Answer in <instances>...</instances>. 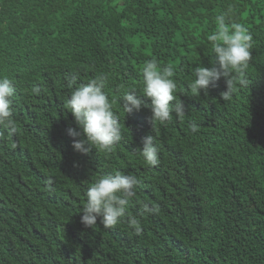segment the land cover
I'll return each instance as SVG.
<instances>
[{
    "label": "trees",
    "instance_id": "trees-1",
    "mask_svg": "<svg viewBox=\"0 0 264 264\" xmlns=\"http://www.w3.org/2000/svg\"><path fill=\"white\" fill-rule=\"evenodd\" d=\"M229 9L253 36L247 84L224 100L221 77L192 96L194 68L214 62V18ZM152 58L174 67L183 119L125 112L129 87L150 103L139 69ZM100 74L123 139L84 154L65 102ZM0 75L15 88L16 129L0 128V264H264V0H0ZM147 135L156 166L140 154ZM115 170L136 177V195L115 227L86 226L88 186Z\"/></svg>",
    "mask_w": 264,
    "mask_h": 264
},
{
    "label": "clouds",
    "instance_id": "clouds-1",
    "mask_svg": "<svg viewBox=\"0 0 264 264\" xmlns=\"http://www.w3.org/2000/svg\"><path fill=\"white\" fill-rule=\"evenodd\" d=\"M228 11H222L215 16V31L207 36L211 44L214 62L211 67L196 66L194 68L195 79L189 83L188 88L192 96L199 95L201 90L207 92L209 85L225 78L227 90L221 95L224 100H229L237 90V84L246 85L243 79L245 70L252 58L253 36L243 24L233 22ZM142 76L143 97L150 98V103L136 94L135 88H127L123 91L121 102L125 112L139 111L142 106L151 109L152 122L165 124L172 119L175 113L180 119L185 116V105L177 99L175 93L177 83L174 79L175 69L172 65H160L156 58L146 60L139 69ZM75 76L73 80H75ZM108 77L100 74L90 79L87 83H81L66 100L65 106L69 110L82 131L69 127L67 133L73 138L74 150L84 154L96 151L110 153L122 141V126L114 111L115 99H110L105 92ZM124 89V85H121ZM33 93L39 94L40 88L34 87ZM15 88L11 79L6 75H0V128L7 127L10 134L16 129L12 120V97ZM175 101V103H170ZM192 133L199 131L195 122L189 123ZM2 135V133H0ZM140 154L150 166L160 163L158 146L154 142L153 135L143 138V146ZM138 181L135 176L125 174L120 170L100 174L90 183L85 193L86 203L83 204L81 222L86 226L100 223L105 228L118 225L125 216L129 206V200L136 195L135 189ZM144 212L156 213L158 207L149 202L138 201ZM130 226L137 233L140 232L139 221L134 217L129 218Z\"/></svg>",
    "mask_w": 264,
    "mask_h": 264
}]
</instances>
